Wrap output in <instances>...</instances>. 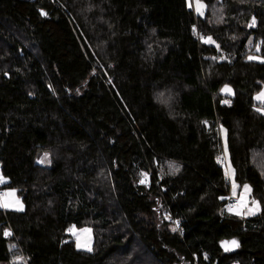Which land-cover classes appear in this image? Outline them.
<instances>
[{
    "label": "trees",
    "instance_id": "trees-1",
    "mask_svg": "<svg viewBox=\"0 0 264 264\" xmlns=\"http://www.w3.org/2000/svg\"><path fill=\"white\" fill-rule=\"evenodd\" d=\"M201 1L0 0V263L264 264V0Z\"/></svg>",
    "mask_w": 264,
    "mask_h": 264
},
{
    "label": "rangeland",
    "instance_id": "rangeland-1",
    "mask_svg": "<svg viewBox=\"0 0 264 264\" xmlns=\"http://www.w3.org/2000/svg\"><path fill=\"white\" fill-rule=\"evenodd\" d=\"M188 5L191 9H193L198 16H203L205 11V4L201 0H187ZM45 163L49 165V161L46 156ZM227 166V163H226ZM233 174L232 169L229 170L226 167V173ZM231 171V172H230ZM6 184V180L2 177L0 171V187L3 189L2 191V198L0 200V208L6 211H14V212H23L24 205L20 198L17 195V192L11 188L3 187ZM232 187V197L237 199L238 206L234 209V214L239 217L249 218L257 215L260 212V207L258 203L250 198V189L249 187H242L239 190V187L235 185L233 181H231ZM7 205V206H5ZM71 235L73 236V240L75 242V247L79 251L83 252H92V245H93V236L92 231L90 228H81L75 229L72 228L70 230ZM78 244L80 247H78ZM89 248L91 249L89 251ZM3 264V263H0Z\"/></svg>",
    "mask_w": 264,
    "mask_h": 264
},
{
    "label": "built area",
    "instance_id": "built-area-1",
    "mask_svg": "<svg viewBox=\"0 0 264 264\" xmlns=\"http://www.w3.org/2000/svg\"><path fill=\"white\" fill-rule=\"evenodd\" d=\"M2 189L0 188V200L2 198ZM235 206H238V201L236 199H234L231 195L228 196L227 198V202L225 203L224 205V208L226 209H229V210H232V208H234ZM164 215L166 216L168 222H170L175 230H176V233L178 234V236L180 238H183V228H182V223L180 220L178 219H174L171 214L169 213V210L166 209V212H164Z\"/></svg>",
    "mask_w": 264,
    "mask_h": 264
},
{
    "label": "water",
    "instance_id": "water-1",
    "mask_svg": "<svg viewBox=\"0 0 264 264\" xmlns=\"http://www.w3.org/2000/svg\"><path fill=\"white\" fill-rule=\"evenodd\" d=\"M41 13H44L42 10L40 11ZM8 76H6L7 78ZM232 241H236L235 239H231V240H224L222 242H220V248L222 249V251L224 253H233L236 252L237 249L239 248V243L238 241H236L238 243V246H233L231 244Z\"/></svg>",
    "mask_w": 264,
    "mask_h": 264
},
{
    "label": "crops",
    "instance_id": "crops-1",
    "mask_svg": "<svg viewBox=\"0 0 264 264\" xmlns=\"http://www.w3.org/2000/svg\"><path fill=\"white\" fill-rule=\"evenodd\" d=\"M262 94H264V86L262 87V89L254 96V99H255V101L256 102H258V103H260V104H262V105H264V95H262ZM233 95V92L231 91V89L230 88H228L227 90H226V96H232ZM257 97H260L259 99L257 98ZM258 112L264 117V108H260V109H258Z\"/></svg>",
    "mask_w": 264,
    "mask_h": 264
},
{
    "label": "snow or ice",
    "instance_id": "snow-or-ice-1",
    "mask_svg": "<svg viewBox=\"0 0 264 264\" xmlns=\"http://www.w3.org/2000/svg\"><path fill=\"white\" fill-rule=\"evenodd\" d=\"M42 14H44V13H42ZM262 95H264V94H262ZM258 99L260 98V97H257ZM143 182V181H142ZM246 188H247V186H245ZM5 206H7V205H5ZM9 233H6V235H8ZM231 244L233 245V246H238V243L236 242V241H232L231 242ZM78 247H80V245L78 244ZM91 249L89 248V251H90Z\"/></svg>",
    "mask_w": 264,
    "mask_h": 264
}]
</instances>
